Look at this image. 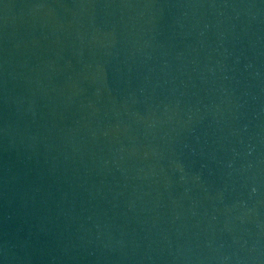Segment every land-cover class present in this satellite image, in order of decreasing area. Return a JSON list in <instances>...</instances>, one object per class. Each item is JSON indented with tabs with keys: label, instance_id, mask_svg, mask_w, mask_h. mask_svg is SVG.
<instances>
[{
	"label": "water",
	"instance_id": "obj_1",
	"mask_svg": "<svg viewBox=\"0 0 264 264\" xmlns=\"http://www.w3.org/2000/svg\"><path fill=\"white\" fill-rule=\"evenodd\" d=\"M0 264H264V0H0Z\"/></svg>",
	"mask_w": 264,
	"mask_h": 264
}]
</instances>
